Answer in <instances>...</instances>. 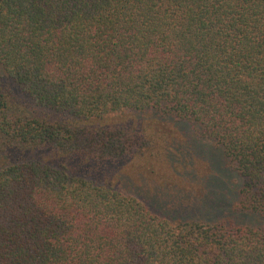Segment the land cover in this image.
<instances>
[{
    "label": "trees",
    "instance_id": "obj_1",
    "mask_svg": "<svg viewBox=\"0 0 264 264\" xmlns=\"http://www.w3.org/2000/svg\"><path fill=\"white\" fill-rule=\"evenodd\" d=\"M170 123L240 180L205 219L109 177ZM0 264H264V0H0Z\"/></svg>",
    "mask_w": 264,
    "mask_h": 264
},
{
    "label": "rangeland",
    "instance_id": "obj_2",
    "mask_svg": "<svg viewBox=\"0 0 264 264\" xmlns=\"http://www.w3.org/2000/svg\"><path fill=\"white\" fill-rule=\"evenodd\" d=\"M130 122L135 125L134 119ZM158 131L163 143L168 139L172 143V148L177 147V151H181L177 155L179 158L176 156L179 162L174 172H170L168 170L170 166L167 165H164L166 170H163V160L160 162H157V159L151 160L150 162L155 164L152 167L138 157L127 158L126 164L121 162L115 169L109 168V171L112 170L109 172V177L114 186L125 192L136 194L144 200L153 214L170 218L172 221L199 219L194 217L195 214L200 215L201 219H205L206 216H203V209H198V204L195 214L183 213L181 209L184 207L167 210L170 202H179L178 205H181L180 203L184 201L191 203L203 200L206 207L216 202L228 204L233 200V195L229 197L227 194L224 195L221 186H225L229 181L234 192L240 180L234 173L221 169L223 164L219 161L220 157H217L220 152L214 144L197 141L190 125L186 123L158 125ZM183 166L187 169L182 170Z\"/></svg>",
    "mask_w": 264,
    "mask_h": 264
}]
</instances>
